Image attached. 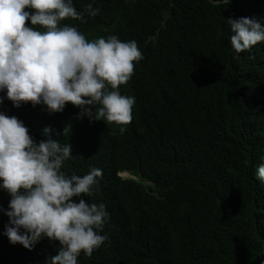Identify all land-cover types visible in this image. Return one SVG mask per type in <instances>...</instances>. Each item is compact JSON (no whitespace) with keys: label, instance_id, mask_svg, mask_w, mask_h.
Masks as SVG:
<instances>
[{"label":"trees","instance_id":"trees-1","mask_svg":"<svg viewBox=\"0 0 264 264\" xmlns=\"http://www.w3.org/2000/svg\"><path fill=\"white\" fill-rule=\"evenodd\" d=\"M89 2L73 5L83 11ZM93 7L95 16L62 23L86 40H135L143 59L118 86L135 98L130 122L77 119L70 103L58 113L28 111L35 134L48 127L110 170L95 199L81 196L106 203L108 221L104 249L79 264L255 262L264 250V189L255 171L264 155V42L236 53L227 20L264 22V0H94ZM9 198L0 195V208ZM7 221L0 212V264H16Z\"/></svg>","mask_w":264,"mask_h":264},{"label":"clouds","instance_id":"clouds-1","mask_svg":"<svg viewBox=\"0 0 264 264\" xmlns=\"http://www.w3.org/2000/svg\"><path fill=\"white\" fill-rule=\"evenodd\" d=\"M93 2L77 11L73 0H0V190L6 192L0 195L10 197L0 212L8 218L3 235L17 244L16 264H77V258L79 264L104 249L107 239L101 234L107 204L81 198H94L106 179V160L73 152L48 127L35 134L28 122L29 108L51 114L66 103L79 109L77 119L130 122L135 98L120 94L118 86L143 59L135 40H86L75 26L62 23L95 16ZM227 24L236 53L264 42L262 21L241 17ZM78 158L83 161L76 163ZM260 160L255 171L264 189V155ZM118 176L135 178L127 171ZM247 257L248 264H264V250L255 262Z\"/></svg>","mask_w":264,"mask_h":264},{"label":"bare ground","instance_id":"bare-ground-1","mask_svg":"<svg viewBox=\"0 0 264 264\" xmlns=\"http://www.w3.org/2000/svg\"><path fill=\"white\" fill-rule=\"evenodd\" d=\"M14 108H12L11 110H13ZM110 172V170H108V169H104L103 171H102V174H107V173H109Z\"/></svg>","mask_w":264,"mask_h":264},{"label":"water","instance_id":"water-1","mask_svg":"<svg viewBox=\"0 0 264 264\" xmlns=\"http://www.w3.org/2000/svg\"><path fill=\"white\" fill-rule=\"evenodd\" d=\"M128 175V174H127Z\"/></svg>","mask_w":264,"mask_h":264}]
</instances>
